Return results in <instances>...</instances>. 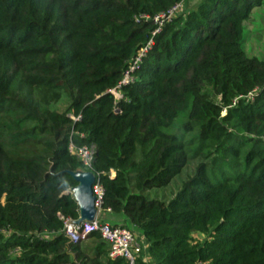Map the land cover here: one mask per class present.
I'll use <instances>...</instances> for the list:
<instances>
[{
	"label": "trees",
	"instance_id": "obj_1",
	"mask_svg": "<svg viewBox=\"0 0 264 264\" xmlns=\"http://www.w3.org/2000/svg\"><path fill=\"white\" fill-rule=\"evenodd\" d=\"M262 3L0 0V264H127L98 233L63 232L84 171L70 144L94 148L100 211L154 264H264V60L242 49Z\"/></svg>",
	"mask_w": 264,
	"mask_h": 264
},
{
	"label": "built area",
	"instance_id": "obj_2",
	"mask_svg": "<svg viewBox=\"0 0 264 264\" xmlns=\"http://www.w3.org/2000/svg\"><path fill=\"white\" fill-rule=\"evenodd\" d=\"M199 1V0H191ZM183 8V4H176L167 12L161 13L153 19L156 29L152 32V36L158 34L163 24L169 21L175 14L179 13ZM141 18L147 19L148 17L142 16ZM152 45V39L138 52L137 57L133 60L130 69L140 62ZM133 82V78L130 77L129 72L125 73L120 84L124 85ZM69 152L76 156L79 162L82 164L84 170H89L92 164L94 156L93 147H75L73 144L69 145ZM96 180V176H95ZM93 196L95 197V204L99 206L102 204L104 190L102 186L95 181L92 186ZM63 232L66 237L72 242H79L84 240L87 236L92 233H98L102 240L109 247V257L112 259L122 258L127 264H137V259L140 257L142 252V245L137 240L136 236L132 231L122 225H109L107 223L100 222L97 217L91 222L76 223V221H66ZM206 264V263H199Z\"/></svg>",
	"mask_w": 264,
	"mask_h": 264
},
{
	"label": "rangeland",
	"instance_id": "obj_3",
	"mask_svg": "<svg viewBox=\"0 0 264 264\" xmlns=\"http://www.w3.org/2000/svg\"><path fill=\"white\" fill-rule=\"evenodd\" d=\"M242 49L248 58H257L259 60H264V0L261 6L254 8L251 11L249 19L243 24V39H242ZM62 110L64 105L59 106ZM196 163L190 164L179 178H177L172 185L164 190L159 191V198H168L174 191L181 185L182 181L194 172ZM84 170V169H83ZM82 172V171H81ZM84 172H89L84 170ZM113 175V173H110ZM106 216L103 219L102 216ZM121 218H124L123 214L120 213H106L105 211H100L98 215V220L109 225H122ZM125 227L132 231L134 235L140 234L141 231L133 226L128 219L125 221ZM137 237V236H136ZM86 244V241H83Z\"/></svg>",
	"mask_w": 264,
	"mask_h": 264
},
{
	"label": "water",
	"instance_id": "obj_4",
	"mask_svg": "<svg viewBox=\"0 0 264 264\" xmlns=\"http://www.w3.org/2000/svg\"><path fill=\"white\" fill-rule=\"evenodd\" d=\"M71 175L77 182V186L71 189V194L79 207V218L76 223L91 222L96 218L101 208V204L99 206L95 204L92 191V186L96 181L95 175L84 171L71 173Z\"/></svg>",
	"mask_w": 264,
	"mask_h": 264
},
{
	"label": "crops",
	"instance_id": "obj_5",
	"mask_svg": "<svg viewBox=\"0 0 264 264\" xmlns=\"http://www.w3.org/2000/svg\"><path fill=\"white\" fill-rule=\"evenodd\" d=\"M100 212V211H99ZM99 212L97 214V219H98V215H99ZM106 213H111L110 211H105ZM124 216V215H123ZM103 219H106V216H102ZM126 217L124 216V218H121V223H122V226H125V221H126ZM135 236H137V240L141 243L142 245V252H141V255H140V259L141 261L143 262V264H154V261L153 259L151 258V256H149V254L147 253V243L145 242L143 236L140 234H136Z\"/></svg>",
	"mask_w": 264,
	"mask_h": 264
}]
</instances>
